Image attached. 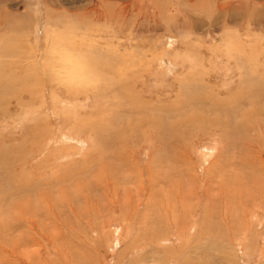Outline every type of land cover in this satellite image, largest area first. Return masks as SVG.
I'll return each instance as SVG.
<instances>
[{"label":"rangeland","instance_id":"1","mask_svg":"<svg viewBox=\"0 0 264 264\" xmlns=\"http://www.w3.org/2000/svg\"><path fill=\"white\" fill-rule=\"evenodd\" d=\"M260 96L264 0H0V264H264Z\"/></svg>","mask_w":264,"mask_h":264},{"label":"bare ground","instance_id":"2","mask_svg":"<svg viewBox=\"0 0 264 264\" xmlns=\"http://www.w3.org/2000/svg\"><path fill=\"white\" fill-rule=\"evenodd\" d=\"M209 78V75L205 78V80H199L197 82H194L192 85V87H195V88H198L200 89L201 91H204V95L202 96V93L199 97V94L200 93H197V92H191V94L189 95L190 99L188 101H186L185 103H182V104H185V105H182L181 107H192V109H196L201 106L202 108L199 109V112H201L202 114V120L206 123H211L213 118L211 119V117H209V112H215V113H218V114H222L224 113L227 109H228V104L229 103H236L238 101V98H235V99H232L230 98L231 97V94H236L234 91L233 93L231 92H222L220 88H217L215 87V84L211 83V81L208 80ZM203 83H206L211 91L210 94H207L205 92H207L206 89L204 88H201L202 87V84ZM209 93V92H208ZM237 95V94H236ZM245 95H249V96H253L252 93L248 92L246 93ZM224 97V98H223ZM262 98H264V96H260ZM240 99L243 101V103L246 102V100H243L241 97ZM195 101H199L200 103L198 102H195ZM206 101L205 105L202 104V102ZM253 101V100H252ZM188 102V103H187ZM138 103H142L141 106H144L146 105L145 102H143L142 100ZM246 105H243L242 107H240L239 109H242L244 108ZM208 109V112H206L205 110ZM192 114H195V120L196 122L199 120V115L197 112H194V113H191L188 117V121H186L185 123L188 124L189 127H192L193 129H195V123H194V117ZM238 116H248L249 118V122L248 123H244L246 124L247 126L251 127V124L253 123V121L256 119L254 125L257 123L259 124V126L263 129L264 128V123L262 121H260V117L258 114H255L251 111H246L244 113H241L239 114ZM225 141V144H229L228 142V139L225 138L224 139ZM227 146V145H226ZM249 146H252L251 144Z\"/></svg>","mask_w":264,"mask_h":264}]
</instances>
